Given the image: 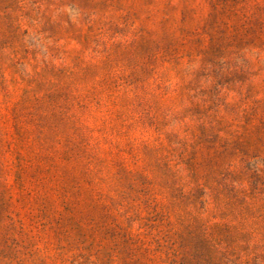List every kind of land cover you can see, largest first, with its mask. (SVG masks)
<instances>
[{"label": "rangeland", "instance_id": "rangeland-1", "mask_svg": "<svg viewBox=\"0 0 264 264\" xmlns=\"http://www.w3.org/2000/svg\"><path fill=\"white\" fill-rule=\"evenodd\" d=\"M0 264H264V0H0Z\"/></svg>", "mask_w": 264, "mask_h": 264}]
</instances>
